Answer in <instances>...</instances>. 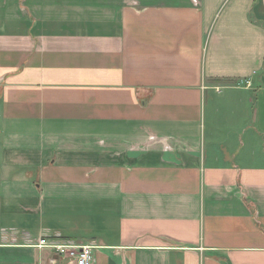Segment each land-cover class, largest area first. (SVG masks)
Returning <instances> with one entry per match:
<instances>
[{
  "label": "crops",
  "instance_id": "1",
  "mask_svg": "<svg viewBox=\"0 0 264 264\" xmlns=\"http://www.w3.org/2000/svg\"><path fill=\"white\" fill-rule=\"evenodd\" d=\"M264 264V0H0V264Z\"/></svg>",
  "mask_w": 264,
  "mask_h": 264
},
{
  "label": "built area",
  "instance_id": "2",
  "mask_svg": "<svg viewBox=\"0 0 264 264\" xmlns=\"http://www.w3.org/2000/svg\"><path fill=\"white\" fill-rule=\"evenodd\" d=\"M38 247H46L56 253L67 264H94V247L91 244H77L70 240H51L41 237Z\"/></svg>",
  "mask_w": 264,
  "mask_h": 264
}]
</instances>
